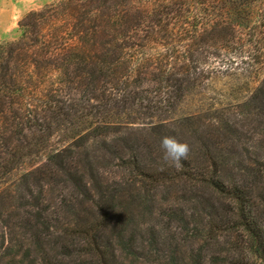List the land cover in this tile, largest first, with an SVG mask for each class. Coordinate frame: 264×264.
I'll list each match as a JSON object with an SVG mask.
<instances>
[{"label":"rangeland","instance_id":"rangeland-1","mask_svg":"<svg viewBox=\"0 0 264 264\" xmlns=\"http://www.w3.org/2000/svg\"><path fill=\"white\" fill-rule=\"evenodd\" d=\"M54 1L0 0V40L18 38L19 21ZM73 97L48 130L44 123L27 133L23 162L0 168V264H99L79 233L105 219L98 245L109 264H235L248 257L237 248L239 234L219 236L230 205L205 179L226 173L257 203L264 195V69L213 75L163 125L123 115L112 129L103 127L94 109ZM165 136L190 146L179 166L164 159ZM36 203L37 223L29 220Z\"/></svg>","mask_w":264,"mask_h":264},{"label":"trees","instance_id":"trees-1","mask_svg":"<svg viewBox=\"0 0 264 264\" xmlns=\"http://www.w3.org/2000/svg\"><path fill=\"white\" fill-rule=\"evenodd\" d=\"M18 28V38L0 40L2 169L28 157L27 133L67 115L73 96L94 109L90 115L103 127L112 129L123 115L130 123L163 125L213 75L264 69V0H57L27 13ZM205 181L230 205L219 236L236 232L237 248L248 254L234 263L250 264L252 257L264 264V195L257 203L226 173ZM32 207L29 220L37 223L39 207ZM104 225L106 219L79 233L99 264H109L98 245Z\"/></svg>","mask_w":264,"mask_h":264},{"label":"clouds","instance_id":"clouds-1","mask_svg":"<svg viewBox=\"0 0 264 264\" xmlns=\"http://www.w3.org/2000/svg\"><path fill=\"white\" fill-rule=\"evenodd\" d=\"M161 148L164 152V159L172 161L177 166L180 165L181 161L187 159L190 152V146L177 140L174 136L163 137Z\"/></svg>","mask_w":264,"mask_h":264}]
</instances>
